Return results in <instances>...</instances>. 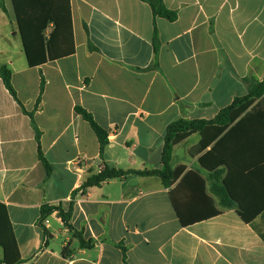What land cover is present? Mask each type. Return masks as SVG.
<instances>
[{"label": "crops", "instance_id": "crops-1", "mask_svg": "<svg viewBox=\"0 0 264 264\" xmlns=\"http://www.w3.org/2000/svg\"><path fill=\"white\" fill-rule=\"evenodd\" d=\"M3 3L0 68L10 70L26 111L34 110L40 75L45 80L33 117L51 167L48 176L37 156L31 121L0 75V202L21 264H123L121 247L128 264H264L263 241L234 208L182 227L169 188L156 176L129 175L78 192L72 230L56 212L45 218L48 236L39 225L41 206L68 211L72 192L105 164L123 171L160 169L171 122L213 119L247 93L248 80L261 81L264 0H163L177 15L174 22L153 17L140 0H70L75 53L36 68L27 65L11 0ZM76 106L107 132L102 156ZM199 140L193 134L177 144L171 167L198 171L218 208L200 155L189 153ZM74 232L93 246L81 248Z\"/></svg>", "mask_w": 264, "mask_h": 264}, {"label": "trees", "instance_id": "trees-1", "mask_svg": "<svg viewBox=\"0 0 264 264\" xmlns=\"http://www.w3.org/2000/svg\"><path fill=\"white\" fill-rule=\"evenodd\" d=\"M140 1L150 7L153 17L163 18L168 22L176 20V13L168 10L163 0ZM11 6L28 67H40L75 53L70 0H11ZM0 8L7 14L3 0H0ZM152 45L156 58L159 40L154 24ZM89 49L92 50L93 47L89 46ZM0 75L9 95L31 121L35 132L37 156L48 176L51 167L41 152V133L33 117V112L41 102L45 80L40 75L34 110L28 112L11 85L10 70L2 66ZM74 111L95 133L102 156L107 145V132L82 107L76 106ZM193 134H199L200 140L189 153L191 156L200 155L199 165L209 173L211 193L218 200V208L213 198L207 195V180L198 171H186L184 165L171 167L173 148ZM163 142L160 169L123 171L105 164L101 172H90L81 186L72 192L68 211L64 212L60 206H41L39 225L45 235L48 236L42 222L53 212L57 213L68 230H72L70 217L78 192L85 193L87 189L99 186L105 181L135 175L156 176L163 186L169 188V198L182 227L218 216L222 209L234 208L239 218L249 225L264 243V78L261 81L248 80L247 93L235 98L213 119L181 118L171 122L166 127ZM74 236L81 248L93 246L92 241H85L80 234L74 232ZM121 252L123 264H128L123 247ZM62 255L67 258L66 248L62 250ZM22 262L6 206L0 202V264Z\"/></svg>", "mask_w": 264, "mask_h": 264}, {"label": "built area", "instance_id": "built-area-1", "mask_svg": "<svg viewBox=\"0 0 264 264\" xmlns=\"http://www.w3.org/2000/svg\"><path fill=\"white\" fill-rule=\"evenodd\" d=\"M48 220L47 219H44L43 222H42V226L46 227L48 225Z\"/></svg>", "mask_w": 264, "mask_h": 264}]
</instances>
